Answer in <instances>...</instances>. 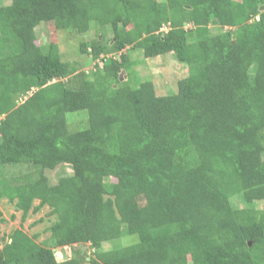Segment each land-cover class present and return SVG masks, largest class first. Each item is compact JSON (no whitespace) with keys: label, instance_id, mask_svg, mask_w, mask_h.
Returning a JSON list of instances; mask_svg holds the SVG:
<instances>
[{"label":"trees","instance_id":"trees-1","mask_svg":"<svg viewBox=\"0 0 264 264\" xmlns=\"http://www.w3.org/2000/svg\"><path fill=\"white\" fill-rule=\"evenodd\" d=\"M262 5H1L0 199L15 202L22 221L46 205L56 220L42 243L22 227L5 241L0 211V264H264V209L253 204L264 197ZM41 22L79 34L92 23L104 29L91 45L80 43L97 67L84 87L64 81L80 64L63 60L55 42L37 43ZM128 47L146 58L174 54L188 74L162 95L152 80L121 81L134 65ZM80 110L89 127L70 132L66 114ZM62 164L72 173L51 183L45 171ZM21 165L35 171L4 172ZM127 235L138 238L121 244ZM63 247L75 255L59 260L55 249Z\"/></svg>","mask_w":264,"mask_h":264},{"label":"rangeland","instance_id":"rangeland-1","mask_svg":"<svg viewBox=\"0 0 264 264\" xmlns=\"http://www.w3.org/2000/svg\"><path fill=\"white\" fill-rule=\"evenodd\" d=\"M10 2L11 0H0V6L7 5ZM166 29L167 27L164 28V30ZM103 30V28L92 23L89 31L84 34H79L69 30L58 31L53 22H41L40 25L36 27L35 32L39 45L43 46L50 42H55L59 46L63 60L78 63V65L80 64L75 75L72 74L65 78L64 81L67 85H71L72 87H84L86 76H91L92 71L97 67L92 61L89 62L91 56L88 53L81 52L80 43L84 42L91 45L98 37L102 38V33H104ZM216 30V28H212V31L216 32ZM105 32V39L113 37L112 31L108 30ZM124 52L129 54L130 59L134 61V65L130 76L126 73H122L121 81H126L128 77H130L133 86H137L144 80H152L155 84L157 94H169L175 91L178 81L188 74L187 65L177 61L174 54L156 58H146L142 49L130 47L126 48L123 53ZM120 54L121 52H116L109 54V56L119 58ZM66 117L70 132L89 127V114L87 110L68 112ZM20 169H22L21 173ZM30 171H35V169L28 165H21V167L17 166L16 168H12V170H4L5 174L8 176L10 174L18 176ZM45 173L49 177L51 183H56L60 177L71 174L72 168L67 164H62L55 170H46ZM235 202L240 204L241 200L237 199ZM35 204H38V200L35 201ZM253 204L258 209H264V197L255 199ZM0 211L2 213V218L5 219L1 224V234L5 241H7L9 234L19 227H22L30 236L38 234L36 238V242L38 243L50 239L51 232L49 227L56 220V216L50 213L51 209L49 206H44L36 213L31 211L27 218L22 221V211L17 209L15 202H10L7 198H2L0 199ZM137 238V235H127L120 239L119 242L123 245H127L135 242ZM86 245L89 247V244ZM111 246V243L108 242H105L103 245L106 249ZM73 247L75 250L77 249L76 245ZM74 248H56L57 258L59 260L70 258L75 255Z\"/></svg>","mask_w":264,"mask_h":264},{"label":"water","instance_id":"water-1","mask_svg":"<svg viewBox=\"0 0 264 264\" xmlns=\"http://www.w3.org/2000/svg\"><path fill=\"white\" fill-rule=\"evenodd\" d=\"M261 10H264V5L261 6L260 8ZM214 23H216V21H213ZM122 79V78H121Z\"/></svg>","mask_w":264,"mask_h":264},{"label":"clouds","instance_id":"clouds-1","mask_svg":"<svg viewBox=\"0 0 264 264\" xmlns=\"http://www.w3.org/2000/svg\"><path fill=\"white\" fill-rule=\"evenodd\" d=\"M3 117H4V115H3V116H0V120H1Z\"/></svg>","mask_w":264,"mask_h":264}]
</instances>
